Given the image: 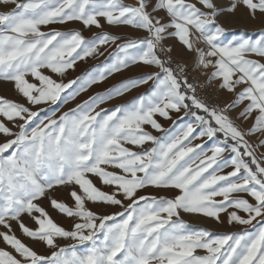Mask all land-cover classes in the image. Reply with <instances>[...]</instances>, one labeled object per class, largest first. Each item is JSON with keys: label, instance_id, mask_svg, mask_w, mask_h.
Here are the masks:
<instances>
[{"label": "snow or ice", "instance_id": "1", "mask_svg": "<svg viewBox=\"0 0 264 264\" xmlns=\"http://www.w3.org/2000/svg\"><path fill=\"white\" fill-rule=\"evenodd\" d=\"M0 8H10L0 11V81L16 97L0 95V264H264V0H0ZM225 16L259 27L229 29ZM72 22L81 30H43ZM93 27L101 31L86 38ZM105 53L65 81L78 62ZM133 67L150 71L59 112ZM205 87L233 99L209 104ZM172 113L189 119L177 125ZM205 137L211 146L193 143ZM182 213L238 230L193 227Z\"/></svg>", "mask_w": 264, "mask_h": 264}, {"label": "rangeland", "instance_id": "2", "mask_svg": "<svg viewBox=\"0 0 264 264\" xmlns=\"http://www.w3.org/2000/svg\"><path fill=\"white\" fill-rule=\"evenodd\" d=\"M125 2L131 3L132 0H125ZM224 2L226 3L227 0H224ZM8 10H10V8H7V9L6 8H0V11H8ZM237 15L239 16L240 13H238ZM221 22L224 24V26L226 28H229V29L246 28L249 33H251L253 30H255L256 28L259 27L258 23H256V24L236 23L235 19L233 17H230V16L221 17ZM52 28L60 30V31H68V30H81L82 26L77 22H72V23H69L67 25H59V24L50 25V26H48V28H44L43 30L48 31L49 29H52ZM100 31H101L100 29H96L93 27L90 30H83L82 34L86 38H92L94 33H99ZM103 31L108 32L109 34L117 35V36L126 35L130 38H135L137 36L143 35L142 33L137 32L136 30H133V29H130L127 27L117 28V27H110V26L105 25ZM231 35H232V33H229V37H231ZM111 50L112 49L109 48V51H111ZM106 57H107V53H105V56H100L98 58H88L85 61L78 62L76 67H75V70H69V72L66 74L65 81L76 79V77L84 75L87 71H90L92 68L96 67L97 65H101L102 63H104L106 60ZM146 71H150V69L142 68V67H133L131 69L125 70L123 73H116L112 76H109L102 83L93 85L91 88L88 89V91L82 92L75 100L69 101L68 104L60 105L59 106V112L68 111L69 109L76 107L77 104H80L84 100H87L90 96L96 95L97 93H103L107 89L112 88V87L120 84L124 80L139 76L143 72H146ZM145 88H146V86H142L139 89H133L130 93H126L125 96L117 97L114 100L109 101L108 103L102 105V107L113 108L116 105L125 103V102L131 100L133 97L137 96L138 94H142L145 91ZM221 94H222V99H223L224 104L231 102V100L233 99V97L226 92L221 91ZM0 95L7 96L9 98H16L11 84H9L8 82H4V81H0ZM238 112H239V109H235L230 113V116L233 119H235L238 115ZM178 115H182V113L181 114L172 113L173 120L177 121V125L180 123L187 122V120L189 119V118H185L184 121H179V120H177ZM157 119L159 120V122L162 124V126L165 129H173L175 127L173 125L172 121L164 120L163 118H160V117H157ZM236 122L238 124H241V121H239V120H237ZM250 124H251V121H249L247 123H243V124H241V126L246 129L250 126ZM146 127H148V126H146ZM148 130L151 131L153 135H156L158 137L163 135V133L155 132L150 127H148ZM250 139L252 141H255L256 138L251 137ZM193 143L194 144L204 143L206 147H209L212 145L213 141H210L207 139V137H205L202 140H194ZM225 155H227V153ZM230 170L231 169H225V172L230 171ZM209 171H211V169ZM146 192L149 194L157 195V196L168 195V192H166V191L155 190V189H147ZM54 195L60 196L61 198H66V193L63 191L56 192V193H54ZM44 206H47L46 202H44ZM52 215H53L54 219L58 220V222L64 223L65 226H67L66 220L60 218L54 212L52 213ZM182 218L187 223H189L191 226L197 227V228H200V227L209 228V229L216 231V232H232V231L238 230L236 228H233V227L227 226V225H217L213 221H211L207 218L197 216V215H190V214L182 213ZM24 219H25L26 224H30V221L26 217ZM13 228H14V230H16L17 235L19 236L20 232L17 229L15 224H13ZM21 238H23V237H21ZM25 242L29 243V241H27V240H25ZM33 246L38 251L44 250L42 248V246H40V245H33ZM0 247H3V245L0 244Z\"/></svg>", "mask_w": 264, "mask_h": 264}, {"label": "built area", "instance_id": "3", "mask_svg": "<svg viewBox=\"0 0 264 264\" xmlns=\"http://www.w3.org/2000/svg\"><path fill=\"white\" fill-rule=\"evenodd\" d=\"M200 94L207 100L209 104L223 105L220 97V91L214 90L212 87H205L200 91Z\"/></svg>", "mask_w": 264, "mask_h": 264}, {"label": "bare ground", "instance_id": "4", "mask_svg": "<svg viewBox=\"0 0 264 264\" xmlns=\"http://www.w3.org/2000/svg\"><path fill=\"white\" fill-rule=\"evenodd\" d=\"M220 94H221V91H220ZM220 97H221V99H222V94L220 95ZM222 101H223V99H222ZM223 105H224V103H223Z\"/></svg>", "mask_w": 264, "mask_h": 264}]
</instances>
